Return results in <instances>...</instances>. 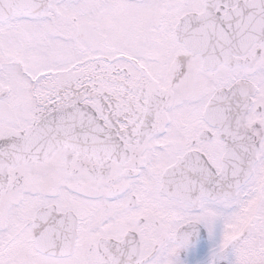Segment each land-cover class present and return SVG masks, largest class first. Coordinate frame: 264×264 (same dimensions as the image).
Wrapping results in <instances>:
<instances>
[{"label": "snow or ice", "instance_id": "snow-or-ice-1", "mask_svg": "<svg viewBox=\"0 0 264 264\" xmlns=\"http://www.w3.org/2000/svg\"><path fill=\"white\" fill-rule=\"evenodd\" d=\"M0 264H264V0H0Z\"/></svg>", "mask_w": 264, "mask_h": 264}]
</instances>
